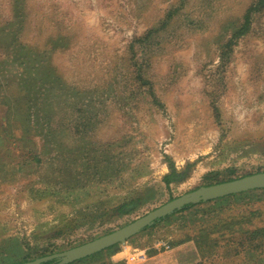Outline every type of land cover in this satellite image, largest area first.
I'll return each instance as SVG.
<instances>
[{
    "label": "rangeland",
    "instance_id": "rangeland-1",
    "mask_svg": "<svg viewBox=\"0 0 264 264\" xmlns=\"http://www.w3.org/2000/svg\"><path fill=\"white\" fill-rule=\"evenodd\" d=\"M26 1L24 33L0 34V264L67 251L199 187L264 172V8L219 58L258 0ZM21 43L56 69L46 82L30 70L20 85ZM163 219L78 264L190 236L210 241L211 264H264V190Z\"/></svg>",
    "mask_w": 264,
    "mask_h": 264
},
{
    "label": "water",
    "instance_id": "water-1",
    "mask_svg": "<svg viewBox=\"0 0 264 264\" xmlns=\"http://www.w3.org/2000/svg\"><path fill=\"white\" fill-rule=\"evenodd\" d=\"M264 189V172L245 176L219 184L199 187L176 197L164 205L151 210L146 215L97 239L76 246L67 251L48 255L25 264H43L56 260L54 264H71L88 258L115 245L122 244L152 226L158 219L164 218L188 205H197L238 195L244 192Z\"/></svg>",
    "mask_w": 264,
    "mask_h": 264
},
{
    "label": "trees",
    "instance_id": "trees-1",
    "mask_svg": "<svg viewBox=\"0 0 264 264\" xmlns=\"http://www.w3.org/2000/svg\"><path fill=\"white\" fill-rule=\"evenodd\" d=\"M26 2H27L26 0H8V3H9L8 4V6H9V18L4 20V22H0V34H4L5 33L6 35H10V34H12L14 32L19 33V34L20 33L21 34L24 33L26 22H27V17H28V12L26 10ZM253 2L254 1H252L251 4ZM261 8H264V0H258L254 4H252L250 8H247L246 14L244 15V18H243V23H241V24L238 23L239 26L236 25V26H238L237 30L233 34L231 33L230 39H228V41L225 42L224 45L221 47V54L219 55V58L223 62V65L226 64V62H228L230 60L231 56H232L231 53H232L233 47L237 43V42H234V39L235 38L236 39H241L243 36H245L246 34L249 33V27L251 25L250 16L252 15L253 11H256V10L261 9ZM170 18H171L170 13H167V18H166L164 23H166V21L168 19H170ZM233 25H235V23H233ZM147 35L151 36V33H148ZM59 39H60V37H59ZM142 39H139V40H142ZM65 40H66V38H65ZM49 42H51L55 46L56 42H57L56 39H55V36L53 38H50ZM137 43H139V42L134 41L131 44V47H134V45L137 44ZM5 44L6 43L3 42L2 39H0V51H1L0 53H2V51H4V50L8 49V48H5L6 47ZM21 46L22 47H21L20 51L17 50V54L13 56V59L16 60V58H17V60L21 64V66L23 65V69H24V72L22 71L21 73L18 74V80L20 82H22V84H20V85L24 86V85L27 84V82H28L27 78L30 76V74H29L30 70H35L36 71V75L38 76V78L42 82H46L52 76L53 72L56 71V69L50 68V66L47 65L45 61H44V63H42L43 62L42 60H44L43 57L39 58V55H34V49L33 48L35 46H32V44L21 43ZM45 46H49L48 41L46 42ZM29 47H32V48L30 49ZM65 47H67V46H65ZM49 49H51V48H49ZM24 52H26V54L31 53L29 61L28 60L26 61V59H24V57H22ZM42 54L48 55L46 51L42 52ZM47 69H49V70H47ZM220 69L221 68H219V70H217V71L219 72ZM260 72L261 71H255V76H256V74L259 75ZM221 74L225 75V71H223ZM252 74H254V73H252ZM143 75H144V73H139V74H137V78H139L140 76H143ZM139 79H142V78H139ZM143 84H145V83H143ZM4 87H5V89L3 91H6L8 86L6 87L4 85ZM17 88H18V86H17ZM17 88H16V90H17ZM19 90L20 89H18L16 92L11 90V92L13 94H17L18 93V95H20L22 97V95L20 94ZM7 94H8V91H7ZM152 96H154L153 93H152ZM154 101L156 103L159 102V100L156 97H155ZM215 109L218 110V107H215ZM169 179H170L169 177L165 178V180H169ZM261 190H264V189H261ZM135 204H137V203H135ZM135 204H133V205H135ZM131 205H132V203L130 204V206ZM192 207H194V205H188V206L184 207L181 210H186V209H189V208H192ZM176 212H179V211H175L174 213H176ZM168 216H166L164 218H167ZM162 220H164V219L161 218V219H158L157 221H162ZM84 260H86V259H84ZM84 260H79V261H77L75 263H71V264L83 263ZM55 262H56V260H51V261H47V262H45L43 264H54Z\"/></svg>",
    "mask_w": 264,
    "mask_h": 264
},
{
    "label": "crops",
    "instance_id": "crops-1",
    "mask_svg": "<svg viewBox=\"0 0 264 264\" xmlns=\"http://www.w3.org/2000/svg\"><path fill=\"white\" fill-rule=\"evenodd\" d=\"M198 239L200 237L190 236L172 247L160 248L155 245L156 247L152 253L147 254L145 252L146 257L144 259L135 258L132 260L133 250L117 252L112 257V260H114L112 264H211L209 250H205V245H208L210 241H205L203 248L201 246L202 242Z\"/></svg>",
    "mask_w": 264,
    "mask_h": 264
},
{
    "label": "built area",
    "instance_id": "built-area-1",
    "mask_svg": "<svg viewBox=\"0 0 264 264\" xmlns=\"http://www.w3.org/2000/svg\"><path fill=\"white\" fill-rule=\"evenodd\" d=\"M167 246V245H166ZM146 257L145 251L144 250H133V254L131 256V259H144Z\"/></svg>",
    "mask_w": 264,
    "mask_h": 264
}]
</instances>
